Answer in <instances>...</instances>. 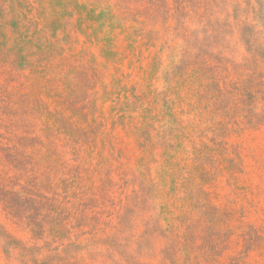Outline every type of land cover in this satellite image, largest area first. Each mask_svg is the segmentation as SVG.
<instances>
[{"label": "rangeland", "instance_id": "obj_1", "mask_svg": "<svg viewBox=\"0 0 264 264\" xmlns=\"http://www.w3.org/2000/svg\"><path fill=\"white\" fill-rule=\"evenodd\" d=\"M0 264H264V0H0Z\"/></svg>", "mask_w": 264, "mask_h": 264}]
</instances>
